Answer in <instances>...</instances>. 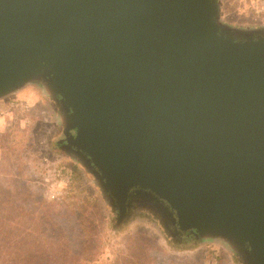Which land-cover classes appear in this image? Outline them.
Here are the masks:
<instances>
[{"label":"water","instance_id":"1","mask_svg":"<svg viewBox=\"0 0 264 264\" xmlns=\"http://www.w3.org/2000/svg\"><path fill=\"white\" fill-rule=\"evenodd\" d=\"M220 8L0 0V102L40 86L61 150L120 222L129 207L264 264V27L228 25Z\"/></svg>","mask_w":264,"mask_h":264},{"label":"rangeland","instance_id":"2","mask_svg":"<svg viewBox=\"0 0 264 264\" xmlns=\"http://www.w3.org/2000/svg\"><path fill=\"white\" fill-rule=\"evenodd\" d=\"M220 7L221 19L228 25L264 27V0H220ZM44 94L40 86L31 85L0 102V135L4 139L0 142V195L8 192L17 199L12 203L17 208V226L11 225L15 233L10 237L1 232L8 237L5 243L18 244L26 235L53 241L54 229L34 234L42 218L40 213L47 207L56 213L49 222L59 223L69 251L75 252L81 243H86L94 256L92 264H241L222 242L173 238L146 212L132 209L128 218L117 222L116 213L95 185L93 175L61 150L58 110ZM5 134L22 148L14 150L16 145L7 144ZM60 166L71 170L72 190L64 200L50 201L44 196L45 184ZM21 196L26 200L21 201ZM4 203L0 200V209ZM23 208L26 211L22 212ZM25 220H30L28 230L23 228ZM5 223L8 217L0 214V227ZM14 251L11 248L10 252ZM4 252L0 247V258Z\"/></svg>","mask_w":264,"mask_h":264},{"label":"trees","instance_id":"3","mask_svg":"<svg viewBox=\"0 0 264 264\" xmlns=\"http://www.w3.org/2000/svg\"><path fill=\"white\" fill-rule=\"evenodd\" d=\"M8 134H5L3 136L5 137L6 143L8 144L9 142H11L13 143V146L14 144L16 145V142L9 139ZM3 140L4 139L2 138V135H0V142ZM21 148V146L16 145V148H14V150H18ZM33 168L35 167L33 166ZM73 176L78 179V176L76 174L73 173ZM5 180L9 181V179L7 178H5ZM0 200L5 202L0 209V214L3 217H8V223H5L6 226L1 224L0 233H5L6 235H9L8 237H10V235L15 233V230L11 228V225L17 226L14 217V213L17 211V208L12 204L17 199L13 198V195H9L8 192H5V195H0ZM25 200L26 199L21 196V201ZM24 208L22 209V212L26 211ZM54 214L56 213H53L52 208L45 207L43 212L40 213V216H42V218L39 219V226L37 223L38 229L34 232V234H38V232L39 234H43L45 229H50L51 231H53L54 229L56 231V236L54 237L53 241H50L51 239L48 240L46 238H40L39 240V238H34L30 235H26L21 237V239L18 241V244L13 242L10 245L9 243H5V241L7 240L6 238L8 237H4L1 233L0 235H2L3 237V244H0V247H2L5 252L3 258H0V264H92L94 256L89 253V249H87L88 245L86 243H81L79 245L80 249L76 250L75 252L69 251V248L67 246L68 242L66 241L67 237H64L60 232L59 223L55 224L49 222V220L54 219ZM29 224L30 220H25V225L23 228L25 230H28V228L30 227ZM31 229L32 228H30V231L33 233ZM13 247L15 251L14 253H11L10 250Z\"/></svg>","mask_w":264,"mask_h":264},{"label":"built area","instance_id":"4","mask_svg":"<svg viewBox=\"0 0 264 264\" xmlns=\"http://www.w3.org/2000/svg\"><path fill=\"white\" fill-rule=\"evenodd\" d=\"M44 196L50 201H62L72 190V172L66 166L55 170L54 177L45 184Z\"/></svg>","mask_w":264,"mask_h":264},{"label":"flooded vegetation","instance_id":"5","mask_svg":"<svg viewBox=\"0 0 264 264\" xmlns=\"http://www.w3.org/2000/svg\"><path fill=\"white\" fill-rule=\"evenodd\" d=\"M64 144L62 143V145L61 146H63ZM138 198H140L139 196H137V197H135V196H132L131 198H130V200H129V205H135L136 203H133V200H135V199H138ZM113 211L116 213V215H117V219H116V221L117 222H120L119 220H118V210L116 209V208H113ZM130 213H132V208H127V213H126V215L123 217L124 219H126V218H128V216L130 215ZM123 220V219H122ZM170 230H172V231H174L175 232V229H174V227L173 226H170ZM191 237H193V235L192 234H187V235H184V236H178V238L180 239V240H183V239H189V238H191Z\"/></svg>","mask_w":264,"mask_h":264}]
</instances>
